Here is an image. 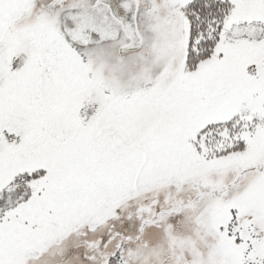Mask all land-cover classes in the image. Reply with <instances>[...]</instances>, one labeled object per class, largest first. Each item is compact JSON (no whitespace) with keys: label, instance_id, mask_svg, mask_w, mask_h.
Returning a JSON list of instances; mask_svg holds the SVG:
<instances>
[{"label":"snow or ice","instance_id":"1","mask_svg":"<svg viewBox=\"0 0 264 264\" xmlns=\"http://www.w3.org/2000/svg\"><path fill=\"white\" fill-rule=\"evenodd\" d=\"M0 264H264V0H0Z\"/></svg>","mask_w":264,"mask_h":264}]
</instances>
